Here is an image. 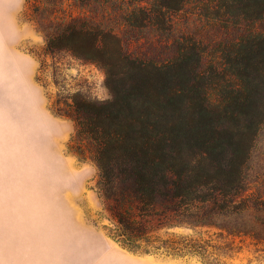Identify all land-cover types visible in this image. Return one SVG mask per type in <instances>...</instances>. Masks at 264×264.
Masks as SVG:
<instances>
[{
    "label": "rangeland",
    "instance_id": "obj_1",
    "mask_svg": "<svg viewBox=\"0 0 264 264\" xmlns=\"http://www.w3.org/2000/svg\"><path fill=\"white\" fill-rule=\"evenodd\" d=\"M159 6L160 0H102V21L115 30L106 39L121 41L129 52L153 61L180 53L189 58L182 65L185 71L200 65V103L221 123H229L230 114L246 106L251 55L252 114L240 127H226L248 147L254 180L264 174L260 0H186L168 11V19ZM44 44L30 20L27 0H0V264H264V247L240 239L231 246L232 240L215 230L178 227L160 232L164 239L209 240L213 248L202 257L151 247L148 253L134 251L118 242L95 189L96 166L68 153L73 124L50 111L62 87L51 80L38 82L37 54ZM183 45L187 50L179 51ZM105 79L95 65L62 62L60 80L69 93L110 100Z\"/></svg>",
    "mask_w": 264,
    "mask_h": 264
},
{
    "label": "trees",
    "instance_id": "obj_2",
    "mask_svg": "<svg viewBox=\"0 0 264 264\" xmlns=\"http://www.w3.org/2000/svg\"><path fill=\"white\" fill-rule=\"evenodd\" d=\"M185 1L160 0V12L168 19V11ZM260 3L264 11V0ZM27 5L45 40L37 54L38 82L51 80L62 87L50 111L73 124L68 153L96 166L95 189L114 222L117 241L146 253L151 247L208 255L213 246L202 237L160 236L162 230L186 227L215 230L231 239V246L240 239L264 247V174L251 179L252 155L241 135L226 127H240L252 114L251 55L246 106L221 123L200 103V65L185 71L182 65L189 58L180 53L153 61L129 52L121 41L106 39L115 30L102 21V0H27ZM262 39L264 54V33ZM63 61L103 70L111 99L98 101L63 89Z\"/></svg>",
    "mask_w": 264,
    "mask_h": 264
}]
</instances>
